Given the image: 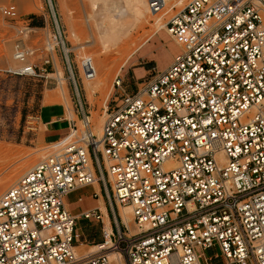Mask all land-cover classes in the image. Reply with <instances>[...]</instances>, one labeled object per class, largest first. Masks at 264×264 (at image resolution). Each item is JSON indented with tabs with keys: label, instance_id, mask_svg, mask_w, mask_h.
I'll return each instance as SVG.
<instances>
[{
	"label": "built area",
	"instance_id": "built-area-1",
	"mask_svg": "<svg viewBox=\"0 0 264 264\" xmlns=\"http://www.w3.org/2000/svg\"><path fill=\"white\" fill-rule=\"evenodd\" d=\"M147 7L171 11L164 23L179 53L163 70L147 69L134 90L117 74L98 133L71 78L80 126L71 118L51 153L0 194V264H112L109 251L125 264H211L198 249L214 246L227 264H264V0ZM0 14L19 18L14 3ZM56 49L72 74L56 21L43 68L16 42L17 72L43 76L52 65L56 74ZM95 180L110 205L130 209L135 232L120 218L117 236L113 226L107 234L99 207L70 213L65 195ZM78 219L102 225L93 252L75 249Z\"/></svg>",
	"mask_w": 264,
	"mask_h": 264
},
{
	"label": "rangeland",
	"instance_id": "rangeland-1",
	"mask_svg": "<svg viewBox=\"0 0 264 264\" xmlns=\"http://www.w3.org/2000/svg\"><path fill=\"white\" fill-rule=\"evenodd\" d=\"M89 1L91 0H0V7L14 3L19 11V18L15 21L4 19L0 14V180L4 179L7 173H17V176L0 190V194L53 150L51 144L43 141V126L37 116L45 94H55L54 99L46 98L45 101L63 105L67 110V117L75 119L80 126L81 117L75 111L76 96L71 80L73 77L79 96L85 108L90 111L95 130V124L104 118L103 107L114 98L112 82L117 74L124 79L126 89L134 90V85L140 83L147 73H144V69L155 66L157 70H161L179 53V47L173 44L170 34H167L169 40L161 38L162 41L154 34L145 44H149L148 49L146 47L134 53L126 63L133 44L153 33L157 26L161 25V28L156 32L165 31L164 22L171 11L163 17L149 10L138 19L127 17L121 35L117 38L112 36L113 40L103 44L99 43L100 38L92 17L90 16L91 20L88 17L92 12ZM170 1L173 0H166L167 3ZM55 21L69 49L68 58L72 70V74L69 73L60 50L56 49L54 67L57 71H62L65 78L60 85L52 78L56 77L52 65L46 67L43 76L22 75L17 72L20 63L14 59L15 44L21 41L33 51L28 56V61L43 68L44 44L47 36L53 34ZM21 27H27L29 30L20 34L18 30ZM124 59L125 64L120 67ZM133 67L137 68L132 71ZM93 191L94 186L88 185L66 195L65 199L71 211L79 212L96 204L97 199L92 197ZM78 197L83 200L78 202ZM104 199L111 212L110 225L117 236L114 221L120 224V210L114 203L110 205L106 196ZM129 215L131 217L130 213ZM100 227L101 223L93 220L76 221L75 229L80 238H76L74 243L77 244L84 236L86 238L83 245L76 249L78 252L85 254L95 251L96 244L102 241ZM121 229L124 230L122 226ZM198 253L213 258L211 264H227L217 246L206 250L198 249ZM110 259L112 264L117 263L115 257ZM201 261L204 262V259Z\"/></svg>",
	"mask_w": 264,
	"mask_h": 264
},
{
	"label": "bare ground",
	"instance_id": "bare-ground-1",
	"mask_svg": "<svg viewBox=\"0 0 264 264\" xmlns=\"http://www.w3.org/2000/svg\"><path fill=\"white\" fill-rule=\"evenodd\" d=\"M89 2H91L90 6L92 9V12L90 13L89 16L88 15L87 16L92 17L93 24L96 25L97 34L99 35V38H100L99 43H103V44L106 41L114 38L112 36H115V38H117V37H119V35H121L120 33L123 32L125 29V23H127V22H125V19H127V17H132L134 19H138V18H141L145 14V12H147L149 10L147 7V0H91ZM91 17H90V20H91ZM94 21H95V23H94ZM160 26H157L156 30L160 29L161 28ZM156 30L153 33H151L150 35H148L147 37H144V39H141L138 42H136L135 44H133L129 55H127V58L137 48H139L144 42H146L156 32ZM165 31L167 32L166 27H165ZM167 34H169V33L167 32ZM95 38H97V35ZM95 38L93 37V39H95ZM172 39H173V37H172ZM103 44H101V45H103ZM54 59L56 62L55 57H54ZM125 61H126V59L123 60L120 67H122L125 64ZM56 77H58V85L62 84L63 81L65 80L62 71H57ZM102 121L103 120L101 119L97 124H95V131L97 133L100 132ZM16 176H17V173H9V174L7 173V175L4 177V179L0 180V190L4 189L5 186L7 185V183L10 182L11 180H13ZM94 183H96V180L93 182V184ZM118 208L120 210V215L123 219V220L122 219L121 220L125 224V226L129 229V232L130 233L135 232L136 231L135 225L133 222L131 223V220H132L131 217L132 216L130 217V215H129L130 209L128 207L122 206V205H120ZM104 211L105 210L103 209V212ZM107 218L108 217H106V220H105V231L107 234H109L112 232V227L110 226ZM130 223L132 224V227H131ZM95 248L97 249L96 246H95ZM109 253H108L109 257H111V258L115 257V260L117 262L116 264H125L122 256L119 255L117 252L109 251Z\"/></svg>",
	"mask_w": 264,
	"mask_h": 264
},
{
	"label": "crops",
	"instance_id": "crops-1",
	"mask_svg": "<svg viewBox=\"0 0 264 264\" xmlns=\"http://www.w3.org/2000/svg\"><path fill=\"white\" fill-rule=\"evenodd\" d=\"M155 35H157V38L159 40L162 41L161 38H164L166 40H169L168 38V35H167V32L166 31H157L156 33H154ZM153 34V35H154ZM152 35V36H153ZM151 36V37H152ZM150 37V38H151ZM149 38V39H150ZM148 39V40H149ZM147 40V41H148ZM146 41V42H147ZM146 42H144L139 48H137L127 59L126 63L132 58L133 54L138 52V51H142L144 48L149 47V44L145 45ZM173 44L178 46L177 43L173 40ZM171 62V61H170ZM169 62V63H170ZM169 63H167L166 65H164L161 70H163L164 68H166ZM144 67V66H143ZM137 67H133L132 68V71L134 69H136ZM145 68V67H144ZM147 69H144V73L146 72ZM48 98L49 100L51 99H54L55 98V94L53 93H47L44 95L43 97V100L40 104V109L38 111V118H39V121L41 122L42 126H43V131H42V134H43V141L45 143H48L50 144L51 142L53 141H57L59 139H62L63 137H65L69 131V127H70V122H69V117H67L66 115V108L57 103V102H46L45 99ZM97 183V182H96ZM94 183L92 186H94V191L92 193V197H94V193L95 192H98L99 193V196L98 197H94L97 199V202L96 204H94L93 206H89L87 208H84L83 210L79 211V212H72L71 209L69 208V204L67 203L65 197H64V202L67 206V209L70 211L71 214L73 215H78L80 212L84 211V210H87V209H91V208H95V207H99L100 210L102 211L103 213V222H104V229H105V220H106V217H108V221H109V224H110V220H109V216L111 214L110 212V209H109V206L108 204L106 203L105 201V193L103 192L102 188L98 186V183L96 184ZM88 186V185H87ZM85 187V186H83ZM80 188V187H79ZM99 188V189H98ZM77 189V188H76ZM72 192V191H71ZM70 193V192H69ZM68 193V194H69ZM67 194V195H68ZM83 200L82 197H78L77 201L78 202H81ZM104 207V208H103ZM103 209L105 210L103 212ZM92 221V220H91ZM94 221V220H93ZM94 222H97V221H94ZM102 226V225H101ZM111 226V225H110ZM100 231H101V227H100ZM101 233V232H100ZM101 239H102V236H101ZM86 240L85 236L82 238V240H80L76 245L75 249L79 248L80 245H83V242Z\"/></svg>",
	"mask_w": 264,
	"mask_h": 264
}]
</instances>
